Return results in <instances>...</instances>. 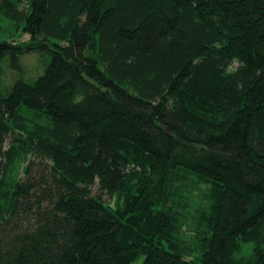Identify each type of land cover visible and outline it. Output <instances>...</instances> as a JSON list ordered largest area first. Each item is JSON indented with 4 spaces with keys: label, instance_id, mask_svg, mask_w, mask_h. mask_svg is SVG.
<instances>
[{
    "label": "trees",
    "instance_id": "trees-1",
    "mask_svg": "<svg viewBox=\"0 0 264 264\" xmlns=\"http://www.w3.org/2000/svg\"><path fill=\"white\" fill-rule=\"evenodd\" d=\"M0 15V264H264V0Z\"/></svg>",
    "mask_w": 264,
    "mask_h": 264
},
{
    "label": "rangeland",
    "instance_id": "rangeland-1",
    "mask_svg": "<svg viewBox=\"0 0 264 264\" xmlns=\"http://www.w3.org/2000/svg\"><path fill=\"white\" fill-rule=\"evenodd\" d=\"M15 25L0 15V43L6 41L11 45H19L22 42L28 41V36L17 34ZM12 38V39H11ZM44 61L42 58H39L37 54H28L20 58V65L22 73H16L9 68V65L6 61L3 60L0 62V88L5 89L17 78L22 79L25 82H33L43 74ZM104 200L108 202V198L105 197ZM251 252V245H243L242 252L240 255L248 256Z\"/></svg>",
    "mask_w": 264,
    "mask_h": 264
}]
</instances>
